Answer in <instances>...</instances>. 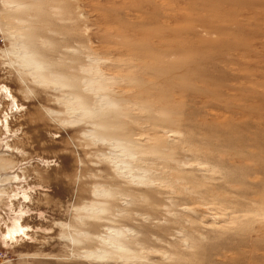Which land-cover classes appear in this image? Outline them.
Segmentation results:
<instances>
[{"label": "rangeland", "instance_id": "374dc122", "mask_svg": "<svg viewBox=\"0 0 264 264\" xmlns=\"http://www.w3.org/2000/svg\"><path fill=\"white\" fill-rule=\"evenodd\" d=\"M0 176V264H264V0H0Z\"/></svg>", "mask_w": 264, "mask_h": 264}, {"label": "bare ground", "instance_id": "6f19581e", "mask_svg": "<svg viewBox=\"0 0 264 264\" xmlns=\"http://www.w3.org/2000/svg\"><path fill=\"white\" fill-rule=\"evenodd\" d=\"M0 184H2V182H6V181H14L15 179H17V177L16 176H7V177H5V176H3V177H1L0 176ZM3 179V180H2ZM2 186V185H1Z\"/></svg>", "mask_w": 264, "mask_h": 264}]
</instances>
